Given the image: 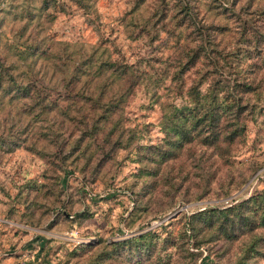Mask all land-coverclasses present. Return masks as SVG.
I'll return each instance as SVG.
<instances>
[{
    "label": "rangeland",
    "instance_id": "rangeland-1",
    "mask_svg": "<svg viewBox=\"0 0 264 264\" xmlns=\"http://www.w3.org/2000/svg\"><path fill=\"white\" fill-rule=\"evenodd\" d=\"M243 24L264 31V0H0V264H88L149 230L175 244L166 264H234L244 237L195 247L183 223L264 190V47L244 57ZM233 76L255 86L242 138L158 160L162 112Z\"/></svg>",
    "mask_w": 264,
    "mask_h": 264
},
{
    "label": "trees",
    "instance_id": "trees-1",
    "mask_svg": "<svg viewBox=\"0 0 264 264\" xmlns=\"http://www.w3.org/2000/svg\"><path fill=\"white\" fill-rule=\"evenodd\" d=\"M244 35L243 43L250 48H245L246 59L254 57L250 55L253 50L263 51L264 31L249 28L245 24L241 26ZM248 35V36H247ZM210 51H212L210 49ZM187 54V61H194L200 54L199 51L191 50ZM204 57L207 52L202 51ZM226 60L227 54L217 53L213 57ZM245 55V54H244ZM259 59L264 62V51L257 52ZM104 70L116 71L120 74L126 71L122 66L111 64L107 61ZM0 62V66H1ZM227 65H230L227 64ZM97 67H101L98 65ZM124 75V74H122ZM203 80H198L189 86L185 92L186 104L171 106L161 114L160 129L162 132L161 142L151 147V153L160 161H167L176 156L177 152L187 144L198 142L216 152L226 148L241 139L245 131V123L241 116L246 111L250 113V107L243 101L242 95L254 93L252 82L247 78L233 79L220 86L217 79L210 80L204 90H200ZM15 86L13 91L26 96L29 92L26 86L20 89ZM252 119L253 116H251ZM187 227L194 246L198 247L205 242L221 240L222 243L230 244L245 238L243 249L236 258L234 264H259L255 256L264 254V234L257 230H264V190L254 192L247 197L230 202L221 207H204L188 215L183 223ZM169 235L149 230L136 236H130L120 241H112L103 245L99 253L88 264H102L108 259H114L119 254L127 257L131 264H166L168 254L166 249L174 247ZM91 245L77 246L69 254H88V258L95 249ZM78 250V252H76ZM163 254V255H161ZM80 255V254H79ZM166 257V260H163ZM87 258V259H88Z\"/></svg>",
    "mask_w": 264,
    "mask_h": 264
}]
</instances>
